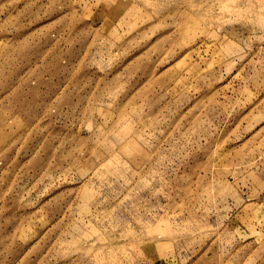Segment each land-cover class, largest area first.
<instances>
[{"label":"rangeland","instance_id":"obj_1","mask_svg":"<svg viewBox=\"0 0 264 264\" xmlns=\"http://www.w3.org/2000/svg\"><path fill=\"white\" fill-rule=\"evenodd\" d=\"M0 264H264V0H0Z\"/></svg>","mask_w":264,"mask_h":264}]
</instances>
